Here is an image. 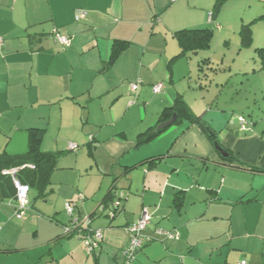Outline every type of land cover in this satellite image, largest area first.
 <instances>
[{"label": "crops", "instance_id": "0c3cea01", "mask_svg": "<svg viewBox=\"0 0 264 264\" xmlns=\"http://www.w3.org/2000/svg\"><path fill=\"white\" fill-rule=\"evenodd\" d=\"M178 1L0 0V264H122L127 227L145 207L149 235L162 228L179 237L146 244L132 264H264L260 123L245 117L243 130L225 109L201 113L233 162L186 119L138 142L141 133L172 118L161 117L178 96L194 115L197 105H207L184 60L190 53L175 58L181 48L173 33L179 15V28L212 24L214 0L185 8ZM239 3L248 9L244 23L264 11V0ZM77 10L85 12L79 20ZM55 28L69 45L56 41ZM116 40L130 44L107 67ZM258 72L264 73L261 63L252 73ZM159 83L164 88L155 92ZM32 138L43 152L61 156L49 176L30 187L29 210L18 219L15 186L3 170L29 151ZM69 143L76 148L69 150ZM122 192L128 194L122 208L109 216ZM68 202L76 203L79 218L103 230L101 250L92 257L81 239L62 236L70 223Z\"/></svg>", "mask_w": 264, "mask_h": 264}, {"label": "rangeland", "instance_id": "374dc122", "mask_svg": "<svg viewBox=\"0 0 264 264\" xmlns=\"http://www.w3.org/2000/svg\"><path fill=\"white\" fill-rule=\"evenodd\" d=\"M226 1L223 2L222 11L220 9L218 13L220 17H217L215 21L211 20L212 24L207 26L213 29L210 47L199 50L197 53H190L184 59L185 62H191L194 68L192 78L195 81L196 90L201 91L207 101V108L197 105L196 111L200 116L205 110H210V107L220 112L225 109L231 117L243 115L246 118H253L260 123L258 129L262 131L264 130V73L258 72L257 75H253L252 72L253 69H258L260 63L256 48L264 46V23L259 19L254 21L252 45L243 47L240 30L244 23L242 17L247 15L248 9L246 5L239 3L241 0L229 1L225 4ZM215 2L216 0L211 8L213 13ZM193 3L194 0H179L177 6L185 8L192 6ZM253 15H256L255 10ZM180 25L182 24L179 15L177 30L183 29L179 28ZM245 71L251 73L244 74ZM156 240L161 241V237H156ZM99 250L101 246L96 252ZM93 254L86 252L85 256L92 257Z\"/></svg>", "mask_w": 264, "mask_h": 264}, {"label": "trees", "instance_id": "16d2710c", "mask_svg": "<svg viewBox=\"0 0 264 264\" xmlns=\"http://www.w3.org/2000/svg\"><path fill=\"white\" fill-rule=\"evenodd\" d=\"M224 1L225 0H216L215 9L218 6L220 7ZM154 19H155L154 21L157 20L156 18H154ZM256 19H259V20L263 21V23H264V11ZM254 21L242 24V28L240 30V36H241V45L243 47H247V46L252 45V42L254 39L253 38L252 24ZM55 30L60 32V30L57 28L53 29L52 34H53L54 38H55V35H54ZM173 35L177 39V42L181 48L180 53L175 57V58H178V57L187 56L189 53H197L199 50L210 47L211 40L213 37V29L210 27L185 28V29L183 28V29H179V30L174 31ZM129 44H130V42L123 41V40H116L113 43L110 57L106 61L107 67L113 63V61L120 55V53L126 47L129 46ZM63 46H67V45H63ZM256 53H257V57L260 60L262 67L264 68V46L260 47V48H256ZM205 61L209 62V60H205ZM138 81L141 82L140 79H138ZM159 84H162V83H159ZM156 85H158V84H156ZM156 85H154L153 88ZM163 88H164V85H163ZM175 113L177 114L178 121L180 119H186L190 123L198 124L204 130V132L207 134V136L209 137V139L211 140V142L213 144H214L215 140H218L217 137L213 138L209 134L208 130L210 127L203 120L202 116L194 115L193 113H191V111L187 107L186 101L184 100V98L181 95L176 98V100L174 101V103L171 106L166 107L164 109L161 118L163 120H168ZM157 128L149 129L148 131L141 133L139 135L138 142L143 143V142L152 140L153 138H155L157 135H159L160 133H162L166 129V128H161V129H157ZM211 130H213V129H211ZM213 131L216 132L215 130H213ZM216 134H217V132H216ZM226 150H227L229 155L225 159L230 161V162L235 161L236 158H235L234 154L232 153V151L229 149H226ZM60 156H61V152H43L40 149V140L37 138H32L30 140L29 151L24 155L12 157L11 160H13L14 163L12 165H10L8 168L19 167L20 168V170L18 172L19 179L23 183H26L31 187L32 185L39 184L40 178H42V176H45V177H47V175L49 176V174L51 173L53 167H55V165L58 161V158ZM153 161H155V159ZM26 164H33L35 166V168L30 169L27 167H23ZM238 165L239 166H245V164L240 162V161L238 162ZM250 167H252V166H250ZM43 173H45V174H43ZM82 230H83L82 232H84V229H82ZM62 236L73 237L72 234L71 235H65L64 233L62 234ZM95 252H94V254H95Z\"/></svg>", "mask_w": 264, "mask_h": 264}, {"label": "built area", "instance_id": "2783aa9c", "mask_svg": "<svg viewBox=\"0 0 264 264\" xmlns=\"http://www.w3.org/2000/svg\"><path fill=\"white\" fill-rule=\"evenodd\" d=\"M83 10L76 11V19H80L84 15ZM55 39L62 45H69L70 39L59 31H54ZM3 47V39L0 37V50ZM140 81L131 84V90L136 92L138 89ZM163 89V84H158L154 87L155 92H160ZM238 119L241 123V128L246 130L247 120L244 116H238ZM75 143H69L68 149L73 150L76 148ZM23 167H27L30 169H34L35 166L33 164H26ZM19 167H13L9 169L3 170L4 175H9L12 178L13 184L15 186V202H16V211L15 217L18 219H22L30 207L29 200V192L30 186L26 183H23L19 177L18 172ZM128 194L122 192L120 198L113 202V207L110 210H105L108 212L109 216H115L117 211L122 208V201L125 199ZM76 203L68 202L66 204V212L70 216V223L63 226L65 235H73V237L80 238L85 246V250L88 254L94 253L103 243V230L100 228H93L91 226V218L86 217L84 219L79 218L76 212ZM150 215L148 213V209L145 207L142 211L141 217L134 223L130 224L127 227L128 232V243L123 249L122 256L123 262L122 264H131L135 258L137 252L142 249L146 244L156 240V237H166L169 239H177L179 234L177 232H173L170 230H165L162 228H157L154 233L155 236L149 235L146 231L149 225ZM84 229V232H82ZM239 264H248L246 261H241Z\"/></svg>", "mask_w": 264, "mask_h": 264}, {"label": "water", "instance_id": "95a60500", "mask_svg": "<svg viewBox=\"0 0 264 264\" xmlns=\"http://www.w3.org/2000/svg\"><path fill=\"white\" fill-rule=\"evenodd\" d=\"M219 10H220L219 7H217L215 9L214 16H213V21H215L217 19V15L219 13ZM176 119H177V114L175 113V114H173V116H172V118L170 120H168V121L163 122L162 124H160L157 129L166 128V127L172 125L176 121ZM208 132H209V134L213 138H216L217 137L216 132H214L210 128H209ZM214 146H215L216 150L221 153L222 156L227 157L229 155L228 152H227V150L219 143L218 140H215L214 141Z\"/></svg>", "mask_w": 264, "mask_h": 264}]
</instances>
